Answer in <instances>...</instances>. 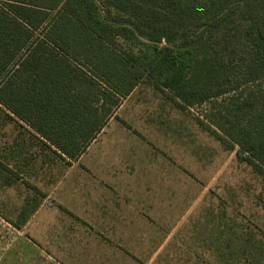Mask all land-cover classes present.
Here are the masks:
<instances>
[{"label":"trees","instance_id":"trees-1","mask_svg":"<svg viewBox=\"0 0 264 264\" xmlns=\"http://www.w3.org/2000/svg\"><path fill=\"white\" fill-rule=\"evenodd\" d=\"M103 4L0 0V128L22 121L70 165L148 77L180 110L206 105L202 129L264 178V0ZM15 153L26 161L22 140ZM23 174L0 157V190L21 183L39 196L10 222L17 230L45 197Z\"/></svg>","mask_w":264,"mask_h":264},{"label":"rangeland","instance_id":"rangeland-1","mask_svg":"<svg viewBox=\"0 0 264 264\" xmlns=\"http://www.w3.org/2000/svg\"><path fill=\"white\" fill-rule=\"evenodd\" d=\"M95 1L106 13L103 0ZM122 47L129 48V45L122 41ZM133 50L143 55L145 47L139 45ZM206 109V105L178 109L168 92L162 93L144 77L116 114L129 124L119 117L110 121L73 167L63 162L58 164L53 154L40 148L39 139L23 129V125L11 123L2 128L0 153L19 133L25 134L27 152L46 156L40 159L47 167H43V161L37 164L36 171L40 174L33 183L46 191L45 197L50 195L48 204H52V199L77 203L83 195L75 186L81 182L83 188L93 184L82 172L93 167L97 180L102 177L99 168L110 171L112 166L121 171L118 175L125 181L124 193L134 189V185L139 186L138 200L143 201L144 207H151L152 218L164 222L159 223L156 232L144 231L140 249L143 255L110 253L113 248L101 247L106 244L96 238L98 242L94 243L100 245L98 252L101 253L91 261L90 255L71 252V247L86 244V233L63 229L64 236L56 237L52 233L51 239H47L50 246L41 247L26 233H38L35 221L26 231L10 224L26 200L33 202L39 198L19 183L0 191V264H87L90 261L91 264H264V178L254 174L236 156L237 147L227 149L202 129L197 118L203 117ZM132 127L142 141L127 136L128 128ZM133 155H137L135 160ZM5 159L13 164L8 156ZM137 159L142 165L137 164L132 175L135 179L131 181L129 174ZM53 163L57 166L51 168ZM151 180L157 188L149 185ZM118 190L112 192L113 198L114 195L123 197L124 193ZM166 214L170 218L168 222ZM53 217L46 218L53 221ZM149 234L157 237L150 238ZM65 241L69 244L63 250L60 244L64 245Z\"/></svg>","mask_w":264,"mask_h":264},{"label":"crops","instance_id":"crops-1","mask_svg":"<svg viewBox=\"0 0 264 264\" xmlns=\"http://www.w3.org/2000/svg\"><path fill=\"white\" fill-rule=\"evenodd\" d=\"M121 107L122 105L120 106V108ZM120 108L117 110L116 114H118ZM112 120L116 119H110V121ZM122 120L129 124L127 120L121 119V121ZM11 123L12 122H8L6 125L9 126ZM16 123L23 125V129L26 128L27 130L31 131V129L22 121L17 120ZM16 123L14 122V124ZM6 125L2 128L6 127ZM2 128H0V130ZM133 130L136 131V128H128L130 134H128L127 136L130 138L138 137L139 140L142 141L141 136H139V134H137ZM27 134L30 135L29 132H27ZM24 136L25 134L17 133V136L13 140L12 144L21 140L23 141V144H25L24 141L27 139ZM133 143L135 145V142ZM12 144L7 146L6 150L0 153V157L8 156V158L10 159V151ZM24 157L26 161H24L23 163H18V160L21 159V157L18 156V153H15V161L11 160L13 164L8 163V165L13 168L19 167L24 172L23 175L25 180L32 183L36 188H38V190L43 192L45 195L46 191H44L43 188L37 186L33 182L35 179L38 178L40 174V172L36 171L37 164L43 161L40 159V157L46 156L41 154L33 155L32 153L27 152L26 154L22 155V158ZM136 157L137 155H133L134 160L136 159ZM78 160L71 162L70 165H68L67 167H73V165L78 162ZM62 162L65 163L64 161L58 160V164ZM42 163L43 167H47L45 161H43ZM55 163L51 164V168L57 166V164ZM137 164H141V161H139L138 159L136 160L133 170L129 174V180L131 181L135 179L132 175L136 172ZM43 169L44 168L41 169V173L43 172ZM99 171L102 174V177H99L97 180L94 175L95 169L93 167H88L85 171L82 172L88 175V177L93 181V184H90L86 188H83L81 182L79 185L75 186V189L80 188L81 195L86 197L84 198L83 196H81L80 200H78L77 203H75V200L52 199V204H48L47 199L50 198V195L46 194V197H44L39 202V206L36 211L32 214V216L22 227L24 231H26L25 229L30 225L31 222L35 221V225H37L38 228V233L35 235L33 234L34 231H27L26 233H28V235L41 247H44V245L50 246L51 243L50 241H47V239H51L50 235L52 233H54L56 237H58V235L64 236L63 229L67 232H73V230H76L77 233H86V244L79 247H71V252L73 255H90L91 261L93 259V256H98L97 254L101 253L98 252V249L101 247L113 248L110 253L119 255H143L144 251L140 249H142L143 247L142 240L144 239V231L149 233L152 231L156 232V230L158 229L157 226H159L160 222H164V220L161 221L156 217L152 218L151 207L149 209L144 207L143 201L138 200V196L141 194V192L139 193L138 191V189H140L139 186L137 188V186L134 185V189L129 188L128 193H124L125 191L123 189V182L125 181H123L121 179V176L118 175L119 173H121L120 170H115L111 166L110 171L109 168L105 167L99 168ZM127 172L129 173V171ZM62 173H58L59 176H61ZM149 185L151 187H153L154 185V187L157 188V186L152 182V180L150 181ZM16 186L17 184L2 189L0 191H4ZM118 188L120 189V192L122 191L124 193V195H122L123 197H117V195H114L115 198H113L112 192H119ZM71 203L75 204L71 205ZM50 215L54 216L53 221H51V218H46ZM165 218L166 222H168L170 219L167 214L165 215ZM149 236L150 238L157 237V235L153 236L151 234H149ZM96 238L101 239L104 244H106V246H103V244H101V247L100 245H96L94 243L95 241L98 242ZM67 242L68 241H65L64 245L60 244L61 247L63 246V250H65L67 244H69ZM57 246L59 247L58 244ZM91 261L87 264H91Z\"/></svg>","mask_w":264,"mask_h":264}]
</instances>
